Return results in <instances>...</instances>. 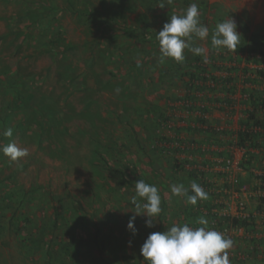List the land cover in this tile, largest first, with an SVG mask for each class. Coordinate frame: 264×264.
I'll return each instance as SVG.
<instances>
[{
  "label": "rangeland",
  "instance_id": "1",
  "mask_svg": "<svg viewBox=\"0 0 264 264\" xmlns=\"http://www.w3.org/2000/svg\"><path fill=\"white\" fill-rule=\"evenodd\" d=\"M192 3L209 28L193 46L207 49L208 62L186 49L182 63H160L157 33ZM229 18L211 0H0V149L29 151L18 162L0 151V264H145L150 233L200 227L189 217L196 206L221 208L227 160L240 158L255 175L246 196L263 212L254 192L264 182V139L238 157L244 138L210 124L208 99L199 97L213 94L211 73L233 60L234 51L211 45L216 24ZM236 24L240 40L248 36L240 53L259 67L248 79L262 86L264 56L250 51L249 38L264 37V24L253 34ZM256 99L264 129V95ZM8 128L12 137L2 135ZM140 179L158 188L161 213L151 228L136 216L133 234ZM192 181L208 194L195 206L171 193L176 183L191 194ZM244 248L232 252L240 263L264 258Z\"/></svg>",
  "mask_w": 264,
  "mask_h": 264
},
{
  "label": "clouds",
  "instance_id": "2",
  "mask_svg": "<svg viewBox=\"0 0 264 264\" xmlns=\"http://www.w3.org/2000/svg\"><path fill=\"white\" fill-rule=\"evenodd\" d=\"M171 0H169V3ZM161 8L165 7L163 4ZM200 12L196 3L190 4L180 15H171L162 30L157 33L159 43V62L172 59L177 63L185 60L187 49L197 56H201L204 63L208 62L207 49L193 46V37L205 41L209 37V28L200 22ZM234 19H225L215 26L211 35V45L220 50L235 51L240 43V33L237 31ZM117 92L119 89L116 90ZM5 137H12L13 130L8 128L2 132ZM0 151L9 158L10 162H18L27 157V148H20L15 143L5 145ZM189 189L183 184H172L171 193L177 197H184L185 202L195 206L198 201L208 198L207 192L196 182L192 181ZM134 215L129 219L128 229L136 233V216L147 217V227H153L154 221L161 213V196L156 186L140 179L135 183V195L131 197ZM200 227H190L185 223L173 225L164 232H152L141 246L140 254L145 264H230L229 250L233 241L223 233L210 229L208 221L200 218Z\"/></svg>",
  "mask_w": 264,
  "mask_h": 264
},
{
  "label": "crops",
  "instance_id": "3",
  "mask_svg": "<svg viewBox=\"0 0 264 264\" xmlns=\"http://www.w3.org/2000/svg\"><path fill=\"white\" fill-rule=\"evenodd\" d=\"M212 2L219 5L223 12L234 17L236 23L242 25L245 23L251 34L259 31L264 24V0H211V3ZM249 56L251 55L247 51L241 53L232 52L230 58H233V60H231L229 64L225 63L223 66H219V71L212 70L211 76L213 78H218L217 82L219 81V83H216L217 86H214L213 94L203 97L199 95L200 99H208L209 103L205 104L207 109H204L205 111L208 110V115L205 117L209 119L210 124L225 129L226 133H235L244 138L242 144L237 147L238 157L239 148L244 149L243 151H249L248 146L250 145L256 149V146L258 147L256 144L258 138L262 137L261 139H264L263 126L261 124L258 125V123L252 125L250 123L253 121L251 120V116H245L247 111L251 112V115H254L255 111L253 107L257 105L256 97L259 94L264 95V85H257L254 81H249L248 79L250 75L252 79L256 78V70L259 69L258 66L248 63ZM248 68H251V73H246ZM211 76L209 77L212 79ZM209 84L213 83L208 81V85ZM203 87L209 88L207 82ZM210 88H212V86ZM195 98L197 97L195 96ZM260 101L263 102L264 106V99ZM229 107L232 108L230 109ZM255 121H257V119ZM256 128H260L262 131H256ZM251 152L258 156L259 151L251 150ZM239 167L240 170H236V175L240 180L250 188L256 185L257 180L255 179V175L253 176L250 170L242 167L241 162ZM225 178V182H227V175ZM225 187L229 188V185ZM243 195L244 194L234 195L231 191H227L226 193L222 192L220 201L222 205L219 206L221 208L216 211L214 206L210 208L196 206L189 214V217H199L209 221L217 216L220 218V223L216 231H219V229L225 226H231L229 235L225 236L233 241V247L229 250L230 264H264V258L262 256H258L255 260L251 259L245 263H240L237 258L238 255H232V252H236V249H245L244 246H246V244H248L251 249L256 248L259 252L261 250V252L264 253V208H262L263 212L258 209L256 210L253 204L255 200L251 199L252 202L249 200L250 204L248 210L251 213L250 218H253V220L248 223L235 218L237 214L235 199L238 198V196L242 199ZM245 199H247V196ZM216 212L218 215L215 216L214 213ZM190 223L193 224L195 222L191 221ZM208 227L211 228L210 223ZM238 227L242 228L239 232L235 231V228Z\"/></svg>",
  "mask_w": 264,
  "mask_h": 264
},
{
  "label": "built area",
  "instance_id": "4",
  "mask_svg": "<svg viewBox=\"0 0 264 264\" xmlns=\"http://www.w3.org/2000/svg\"><path fill=\"white\" fill-rule=\"evenodd\" d=\"M212 84H209L208 87H211ZM256 131H262L260 128H256ZM239 154L244 155L245 153H247L248 151H243L244 149H240ZM241 152V153H240ZM238 161V162H237ZM225 167L224 169V173L227 175V183L229 185V188H224L223 191L226 193L227 191H231L234 195L235 194H244L242 199L238 196V198H236V207H237V214L235 216V218L242 220V221H246V222H250L251 220H253V218H250L251 213L249 212V199L247 197V199H245L246 197V190L247 189V185L244 184L240 178L236 175V170L239 171L240 170V161L239 159L237 160H227L225 163ZM234 172V174H233ZM262 187L261 189L257 190L254 192L255 196L261 197L263 198V202H264V182L260 184ZM217 213V212H216ZM214 213V214H216ZM211 226L213 227L214 230H217V228L219 227V222L217 223V221H214L211 223ZM231 227V226H230ZM229 226H225L221 229H219V232H222L224 234V236L229 235L231 228ZM216 228V229H215ZM242 228L238 227L235 228V231H241ZM238 260H244V256L239 255L237 256Z\"/></svg>",
  "mask_w": 264,
  "mask_h": 264
},
{
  "label": "trees",
  "instance_id": "5",
  "mask_svg": "<svg viewBox=\"0 0 264 264\" xmlns=\"http://www.w3.org/2000/svg\"><path fill=\"white\" fill-rule=\"evenodd\" d=\"M247 38H248V36H246V35L241 38L237 49L234 51L235 53H240V51L245 49V43H246L245 39H247ZM249 39H250L249 42L251 45L250 51L251 52H257L261 56H264V37L260 36V35H252ZM251 120H256L254 115H251ZM256 123H258V125L261 124V122L259 120H257ZM243 140L244 139H242V141Z\"/></svg>",
  "mask_w": 264,
  "mask_h": 264
}]
</instances>
